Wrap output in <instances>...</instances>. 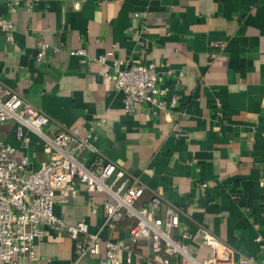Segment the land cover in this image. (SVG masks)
<instances>
[{"label":"crops","instance_id":"obj_1","mask_svg":"<svg viewBox=\"0 0 264 264\" xmlns=\"http://www.w3.org/2000/svg\"><path fill=\"white\" fill-rule=\"evenodd\" d=\"M0 16L14 25L12 42L0 31V79L52 119L47 132L56 123L89 129L104 118L93 146L180 210L174 237H191L184 240L190 258L215 257L198 238L203 226L235 251V261L240 255L262 260L264 0H21L14 13L2 3ZM40 42L49 47L38 60ZM79 49L85 58L70 54ZM116 59L155 64L164 76L160 87L168 89L164 100L176 98V106L155 112L141 104L125 112L124 94L104 77L114 74ZM24 134L28 142L17 138L13 122L0 126V137L34 171L50 155L35 133ZM84 157L92 164L96 154ZM151 197L147 191L139 205ZM106 198L80 187L67 202L58 196L54 212L68 225L85 220L104 240L124 239L133 221L110 232ZM44 230L34 258L17 263L75 264L72 239ZM139 251L144 258L133 264H157L148 259L146 242ZM217 257L226 258L222 250ZM190 258L174 256L171 264H193Z\"/></svg>","mask_w":264,"mask_h":264},{"label":"built area","instance_id":"obj_2","mask_svg":"<svg viewBox=\"0 0 264 264\" xmlns=\"http://www.w3.org/2000/svg\"><path fill=\"white\" fill-rule=\"evenodd\" d=\"M2 3L7 4L11 13L21 6V0H0V5ZM74 8L79 9L80 5L75 4ZM0 31L6 33L8 42L14 40L11 20L0 16ZM48 47L45 42L39 43L38 60L45 56ZM70 54L83 58L87 56L84 49L71 51ZM98 61L108 64L103 56ZM110 69L114 74L107 71L104 77L112 80L116 89L124 94L125 112L135 113L141 104L150 105L155 112L176 106V98L168 104L164 100L168 89L160 87L164 76L155 64L116 59ZM7 122L15 124L16 136L24 142L29 141L25 137V129L35 133L50 160L29 171L28 160H19L15 156V148L0 137V264H18L19 258L33 259L35 242L46 234L45 226L72 239L75 264H85L90 260H96L97 264L141 262L144 256L139 246L144 242L149 248L148 259L152 263L171 264L174 256L190 258L184 240L191 237L187 234H183L181 239L174 237V231L180 226V210L167 204L160 194L93 146L95 127L104 125V118L97 120L95 127L89 129L56 123L55 131L47 132L52 119L35 110L30 102L0 79V126ZM87 151L96 154L92 164L85 160L84 153ZM80 187L90 194H107L102 211L104 226L110 232H116L126 220L133 221L126 238L104 240L100 234L89 232L85 220L68 225L55 214L58 196L61 197L60 202H67ZM147 191L152 192L150 201L139 205ZM164 207L167 212L161 217L158 211ZM198 238L201 244L214 251L215 257L203 262L190 258L193 264H264V244L261 261L242 255L235 261V251L208 228L201 226ZM219 250L225 254V259H218Z\"/></svg>","mask_w":264,"mask_h":264}]
</instances>
